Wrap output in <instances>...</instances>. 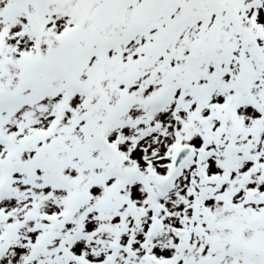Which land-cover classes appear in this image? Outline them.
Instances as JSON below:
<instances>
[{
  "label": "snow or ice",
  "instance_id": "1",
  "mask_svg": "<svg viewBox=\"0 0 264 264\" xmlns=\"http://www.w3.org/2000/svg\"><path fill=\"white\" fill-rule=\"evenodd\" d=\"M0 264H264V0H0Z\"/></svg>",
  "mask_w": 264,
  "mask_h": 264
}]
</instances>
